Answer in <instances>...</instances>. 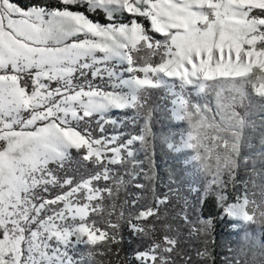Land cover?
I'll return each instance as SVG.
<instances>
[{
	"label": "snow or ice",
	"instance_id": "snow-or-ice-1",
	"mask_svg": "<svg viewBox=\"0 0 264 264\" xmlns=\"http://www.w3.org/2000/svg\"><path fill=\"white\" fill-rule=\"evenodd\" d=\"M233 43L241 64L250 52L264 54V0H0V264H95L124 242L125 228L142 245L130 264H177L180 227L202 241L196 264H215L217 220L197 210L208 198L241 225L264 224V121L235 111L258 97L264 113V71L257 67L235 96L222 94L233 78L206 75L207 66L237 62ZM156 90L170 94L172 112L187 122L181 144L192 160L216 153L215 174L187 189L192 202L184 198L179 226L168 219L167 195L152 190L154 200L140 207L119 201L141 174L151 179L138 154L151 164ZM193 93L203 102L193 103ZM114 110L131 112L132 125L142 118L143 127L110 132L124 123ZM242 127L256 130L259 143L243 155L250 145ZM220 149L225 164L237 157L227 175ZM241 165L251 174L233 198ZM77 241L89 246L80 261L68 252ZM247 264H264V241Z\"/></svg>",
	"mask_w": 264,
	"mask_h": 264
},
{
	"label": "trees",
	"instance_id": "trees-1",
	"mask_svg": "<svg viewBox=\"0 0 264 264\" xmlns=\"http://www.w3.org/2000/svg\"><path fill=\"white\" fill-rule=\"evenodd\" d=\"M21 4H28L31 0H19ZM45 3L51 6H57L59 0H45ZM83 10V9H80ZM96 19H101L100 15L95 16ZM147 26V22H145ZM158 38H160L157 35ZM155 60V58H153ZM258 66H255L250 72L241 75H229V76H216L209 79L215 80L217 77H231L233 80H229L224 84V90L222 92L223 95H233L235 96L236 91H243L241 85L247 84L250 81L256 79L255 69ZM261 70V69H260ZM262 71V70H261ZM235 81L236 87L233 88V82ZM250 87H255V84H250ZM193 103L203 102L202 97H196L195 94L190 97ZM150 104L155 109L153 113V117L151 120V128L154 132V142L152 147L149 149L151 154V164L148 163V159L145 157L143 151L138 154V159L145 160V170L149 172L151 179L145 178L143 174H141L132 184L128 185L126 189L122 190L119 196V201L123 202L125 200L129 201V192L133 190L135 187V183H143L146 185L145 189H140V194L137 197V204L134 206L126 205L127 207H140L144 204L152 202L154 200V196L152 194V190H154L156 195H166V193L170 190V187L173 183L177 181H182L187 166L183 164V154L181 152H175L169 148V141L177 137L179 132L184 127H189L187 122L177 121L172 117L171 108H170V99L168 96V92L166 90H156L154 94L150 98ZM212 107H215V102L213 100ZM245 110H247L245 112ZM238 113H245L247 116L251 117V120H254L259 126L261 121H264V113L261 112L259 106L258 97H253L252 100L245 99L243 104H238L237 109H235ZM124 114H130L131 112H122ZM126 132L125 134H134L141 130L143 127V119L137 120L135 125L127 123L125 126ZM224 135H229L228 132H225ZM239 136L241 140L247 139L250 147H246L242 149L241 155L246 152L251 151L253 148L258 149V132L256 130L251 129V127H242L239 131ZM221 152V171L224 175H227L230 167H235V161L237 157L235 155L229 156L227 160V164L223 160V149H220ZM75 155V153H74ZM203 155V153H202ZM202 164H206L207 169L203 168L200 174L197 176L198 184L206 179L207 176L215 174L216 171V153H213L211 157L201 160ZM250 170L245 168L243 165L240 166V174L237 177V184L235 187H230L229 191L232 193V197L236 198L244 189L245 182L249 180ZM127 179V177H125ZM258 182V178H257ZM251 186V185H249ZM258 191V189H257ZM132 201V200H130ZM216 202L212 200V198H208L206 202V207L198 208V211H202L205 216L211 214L216 217L217 223L215 226V231L212 234L213 243L210 245V248L215 256V264H246L245 260L248 257V253L246 251L245 244H243V236L245 233L252 230L256 223H252L249 225L243 226L237 234H234V231L229 227L230 220L224 218L221 214V209L215 206ZM176 207V206H175ZM173 209L168 210V219L173 224H177L179 226L181 221L179 219V214L174 213ZM224 220H229L228 225L224 224ZM98 223L100 221L98 220ZM258 231L260 233L261 238L264 241V224L259 223ZM129 230L127 228L124 229V242L118 248H114L113 250H102L100 254L94 257L95 264H116L120 259L129 260L132 256V251L134 249L140 248L142 245L139 241L138 237H134L128 235ZM180 255L177 257V264H184L186 252L188 256H190L193 260V264H196V261L200 259L196 255L198 250H203L202 241L197 239L195 236H189L187 231L180 227ZM85 247L88 248V244H85ZM80 261V260H79ZM130 264V261H129Z\"/></svg>",
	"mask_w": 264,
	"mask_h": 264
},
{
	"label": "rangeland",
	"instance_id": "rangeland-1",
	"mask_svg": "<svg viewBox=\"0 0 264 264\" xmlns=\"http://www.w3.org/2000/svg\"><path fill=\"white\" fill-rule=\"evenodd\" d=\"M158 38V37H157ZM230 47H235L237 51V62H227L222 65H217L216 67H211L207 66L206 67V75L208 78L216 77V76H229V75H241V74H246L250 72L255 66H258L262 71H264V54L258 53V52H250L248 53L249 61L247 63L241 64L239 63V52H240V46L239 44L233 43L230 45ZM156 59V58H155ZM169 99H170V108H171V114L172 117L180 121L176 118L174 113L172 112V104H171V97L170 94L168 93ZM110 115L117 119L118 121H124L123 124H121L118 128L113 129L111 126L109 127V131H123L124 133L126 132V125L128 123V118L132 116V113L130 114H124L121 112H118L114 110ZM188 127H184L180 132L177 137L172 138L168 146L170 149H172L175 152H181L183 154V164L187 166L185 176L182 181H177L173 183L170 187V190L166 193L167 196L170 198V206L169 209H173L177 214H181V208L184 207V198H188L189 202L191 203V197L188 196L187 189L191 186H196L199 187L197 176L198 174L201 173L203 168L200 167L202 164L201 161H193L192 157L195 155L193 150L187 149L182 147V139L184 135L186 134ZM138 133V132H137ZM135 134V133H134ZM175 149V150H174ZM54 167V166H53ZM87 171L85 169H81V173L84 175H87ZM61 175H63L61 173ZM138 183V182H137ZM136 184V183H135ZM245 186V185H244ZM251 187V186H249ZM58 191L57 189L53 190V195ZM140 189H137L136 187L129 192V201L133 199H137V197L140 194ZM244 191V189H243ZM241 192V194L243 193ZM5 192H7V189L5 188ZM240 194V195H241ZM238 195V196H240ZM237 196V197H238ZM176 206V207H175ZM127 207V206H126ZM251 207V205H249ZM223 216V215H222ZM224 218H227L230 220L229 227L234 231V234H237L236 232L239 231L243 226L241 225L238 221L231 219L227 216H223ZM257 226H255L252 230L249 232L245 233L243 236V244H245V249L248 253V257L245 260V263L247 264L248 261L252 259L253 252L255 251V245H258L260 242L263 241V239L260 236V233L258 231V225L259 223H256ZM174 226L177 224L173 223ZM86 242H73L71 247L68 248V252L72 258H74L76 261L81 260L82 256H84L88 250V248L85 247ZM132 260V256L130 259L124 260L120 259L116 264H129V261Z\"/></svg>",
	"mask_w": 264,
	"mask_h": 264
},
{
	"label": "clouds",
	"instance_id": "clouds-1",
	"mask_svg": "<svg viewBox=\"0 0 264 264\" xmlns=\"http://www.w3.org/2000/svg\"><path fill=\"white\" fill-rule=\"evenodd\" d=\"M5 194H7V193H5Z\"/></svg>",
	"mask_w": 264,
	"mask_h": 264
}]
</instances>
